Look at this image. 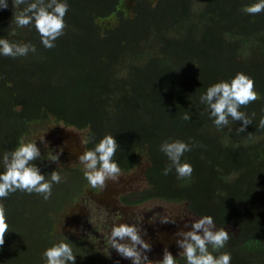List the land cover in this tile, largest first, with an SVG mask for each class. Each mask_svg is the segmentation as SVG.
I'll return each mask as SVG.
<instances>
[{
    "label": "trees",
    "instance_id": "16d2710c",
    "mask_svg": "<svg viewBox=\"0 0 264 264\" xmlns=\"http://www.w3.org/2000/svg\"><path fill=\"white\" fill-rule=\"evenodd\" d=\"M61 2L68 5L66 27L52 49L33 24L12 20L26 4L7 0L0 9V39L36 48L23 57L0 55V173L4 153L36 126L41 134L56 126L84 132L85 150L111 135L122 173L145 165V187L122 202L161 199L198 218L211 216L230 235L223 248L208 246L214 257L264 264V11H241L259 0ZM237 73L254 81L259 97L239 108L252 120L244 132L230 117L217 128L200 103L210 86ZM176 140L191 149L181 157L193 168L190 177L178 179L175 169L163 175L169 160L160 146ZM48 158L33 162L46 180L53 171L62 178L48 200L19 190L0 198L9 226L0 264H45L44 251L61 240L71 245L75 264H108L95 245L61 231V214L91 188L82 166Z\"/></svg>",
    "mask_w": 264,
    "mask_h": 264
},
{
    "label": "clouds",
    "instance_id": "9594fccd",
    "mask_svg": "<svg viewBox=\"0 0 264 264\" xmlns=\"http://www.w3.org/2000/svg\"><path fill=\"white\" fill-rule=\"evenodd\" d=\"M22 4H26V7L23 11L14 13L12 19L14 23L18 27L33 24L41 37L42 45L47 49L54 48L55 41L64 34L67 3L61 0H47V2L34 0L31 3H27V0H13L14 7ZM7 8V0H0V9ZM241 11L248 15L259 14L264 11V0L246 5ZM35 51L36 48L33 45L10 43L6 38L0 39V55L16 58ZM258 98V94L254 91V81L243 73H237L231 81H222L210 86L200 96V103L206 106L209 118L213 120L217 128L228 125L230 117L234 121L242 122L243 127L238 128L237 131L244 132L252 120L239 111V108L247 106ZM252 115L255 116L254 113ZM185 119L188 120L190 117L185 116ZM259 127L264 129V117H261ZM43 139L44 137L40 140L43 141ZM81 143L85 146L89 143V139L86 137ZM118 147L117 141L111 135H106L92 150H84V147L83 154L77 160L82 166L84 178L92 188L103 189L106 181H116L120 176L121 169L113 160ZM160 150L169 160L163 175L167 176L175 169L178 179L191 176L192 166L181 162L183 154L191 150L188 144L179 140L165 141L161 144ZM40 156L36 141L25 142L24 137H21L14 151L4 153L2 158L4 171L0 173V198H7L10 193L17 190L28 194H40L44 200L50 198L52 185L61 183L62 178L57 171H53L48 175L50 179L46 180L45 175L40 174L33 163ZM48 161L58 163L59 154L50 155ZM169 222L174 223L167 219L161 220V223ZM8 227L4 206L0 204V247L5 243ZM185 227L187 228L188 225L186 224ZM175 235L181 237L177 239L176 244L182 249L179 255L186 260L187 264H230L229 253L214 257L208 251L209 245L214 250L223 248L230 238L223 227L217 228L211 216L191 220V230H180ZM108 243L111 249H114L121 257L130 260L131 264H176V259L167 248L164 250L162 260L155 262L149 260L145 253L151 251V245L142 239L141 229L136 225L129 226L127 223L113 225ZM42 258L45 264H75L76 260L71 245L64 240L46 249Z\"/></svg>",
    "mask_w": 264,
    "mask_h": 264
},
{
    "label": "flooded vegetation",
    "instance_id": "af4514ba",
    "mask_svg": "<svg viewBox=\"0 0 264 264\" xmlns=\"http://www.w3.org/2000/svg\"><path fill=\"white\" fill-rule=\"evenodd\" d=\"M72 158L75 159L74 156ZM134 174L140 175L142 180L140 184L144 182L143 171H140L139 168L130 173L121 172L116 181H106L103 189H96L91 186L90 189L88 187L89 189H86L78 198V201L68 208L74 212L73 217L70 219L75 221L74 228L79 230L83 236L80 239L95 245L97 251L103 257H106L108 264H131L130 260L121 257L114 249H111V245L108 243L112 226L127 223L129 226L136 225L140 228L142 239L151 245V251L145 253L149 260L154 262L162 260L165 248H167L173 257H180L179 253L182 249L178 248L177 244L173 245L166 242L163 239L162 233L171 227H174L179 232L186 223H191V220L198 217L187 213L185 205H182L184 213L177 210H169L163 213L160 207L162 203L168 205L181 204L168 203L161 199L146 201L137 205H128L122 202L124 196L138 193L142 189L140 188L136 192L130 186V183L134 182L135 178H131ZM150 205L156 207L150 208ZM77 208H80V211L81 208L85 211L82 216L77 215L80 211L76 214ZM156 208L159 209L156 210ZM178 218L181 219V222L177 220ZM162 219L174 221V223H161ZM92 224L94 227H92Z\"/></svg>",
    "mask_w": 264,
    "mask_h": 264
},
{
    "label": "rangeland",
    "instance_id": "374dc122",
    "mask_svg": "<svg viewBox=\"0 0 264 264\" xmlns=\"http://www.w3.org/2000/svg\"><path fill=\"white\" fill-rule=\"evenodd\" d=\"M61 129H64V128H62L61 126L60 127L56 126V127L51 128L50 131H47V132H44L41 134V133H39V127L36 126L35 127L36 133L34 132V134H32L31 137H29L25 142L36 141V146L39 148L40 154H44L47 156L59 154V162L58 163H61L60 164L61 166L64 165V167H68V166L74 167V165H76L78 161L76 158H75L76 160L72 158V156H73L72 153L65 147L64 141H62L61 137L59 136L58 133H60L59 130H61ZM71 131L75 132L74 130H71ZM83 135H84V132L78 136L79 137L78 141L80 143L83 140ZM42 137H44L43 141L40 140ZM131 178H135L134 182L130 183V186L133 187V189L136 190V192L139 191L140 188L143 189L145 187L144 182H142L140 184V182L142 181L140 175L134 174L133 177H131ZM96 189H99V187ZM183 206L182 205H168V204H164V203H162L160 205L163 213L164 212L166 213L169 210H177L179 212L184 213V211H183L184 207ZM155 207L156 206H154V205H150V208H155ZM157 209H159V208H156V210ZM79 211H80V208H77L75 211L76 214ZM84 212L85 211L81 208V211L77 215L82 216V214H84ZM85 214H87V213H85ZM73 215H74V212L71 209H68L61 214V216H60L61 231L71 233L72 236L80 239L83 236L81 235L79 230H76L74 228L73 225L75 224V221L70 219L71 217H73ZM86 219H88V218L86 217ZM177 220L179 222H181V219L178 218ZM92 227H94L93 224H92ZM185 230L189 231V230H191V227L190 226H188L187 228L185 227ZM180 252H181V250H180Z\"/></svg>",
    "mask_w": 264,
    "mask_h": 264
},
{
    "label": "water",
    "instance_id": "95a60500",
    "mask_svg": "<svg viewBox=\"0 0 264 264\" xmlns=\"http://www.w3.org/2000/svg\"><path fill=\"white\" fill-rule=\"evenodd\" d=\"M71 130L72 129L64 128V129L59 130L60 133L58 134L61 137L62 141H64L65 147L73 154V156L76 159H78V157L83 154L82 151L85 147L84 144L78 141L79 139L78 136L82 132H76V131L73 132ZM144 167L145 165H142V167H140L139 169L143 171ZM186 224L191 227V223L188 222ZM182 230L186 231L185 226L183 227ZM176 233H177V230L174 227H171L170 229L167 228L166 231L162 233L163 234L162 236H163V239L166 240V242H169V244L171 243L174 245L176 244L177 239H181V237H177L175 235Z\"/></svg>",
    "mask_w": 264,
    "mask_h": 264
}]
</instances>
